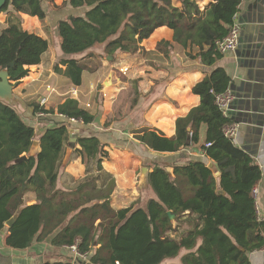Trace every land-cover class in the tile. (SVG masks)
<instances>
[{"label": "trees", "instance_id": "16d2710c", "mask_svg": "<svg viewBox=\"0 0 264 264\" xmlns=\"http://www.w3.org/2000/svg\"><path fill=\"white\" fill-rule=\"evenodd\" d=\"M49 1L7 0L0 10L7 15V26L0 31V68H8L14 85L29 74L30 66L42 62L50 46L48 39L23 28L19 12L45 21L51 13ZM214 1L201 9L196 0H181V6L173 0H69L71 8L86 9L82 15L55 19L59 52L70 57L61 58L54 70L80 86L87 67L79 55L98 45L109 55L136 52L161 26L173 29L174 39L161 41L158 48L176 43L190 58L214 66L222 57L216 43L227 35L242 0ZM63 4L64 0L54 1L57 7ZM229 84L227 71L215 67L194 85L201 103L178 118L174 137L147 128L137 132V139L152 150L177 152L198 145L206 156L205 161L187 164H155L148 176L153 195L146 210L133 206L116 210L111 205L115 180L102 166L109 152L95 135L78 136L75 144V156L82 158L88 174L69 189H59V178L66 174L60 165L65 144L70 143L71 124L48 111L60 121L44 116L56 123L37 136L16 107L0 98V235L5 234V244L23 250L49 238L58 247L79 240V250L90 252L92 264H164L179 257L181 264H250L248 253L264 248V220L258 216L253 195L262 170L248 153L234 149L225 134V127L233 122L216 99ZM30 105L36 113L43 109L40 100ZM57 112L85 124L95 119L73 97ZM204 125L206 139L200 144ZM35 138L40 141L39 153L30 155ZM209 159L220 171V184L208 167ZM168 167H173V175ZM30 200L35 202L29 204ZM168 211L177 218L170 219ZM184 216L193 225L185 235L171 237L183 226ZM13 217L8 227L6 222Z\"/></svg>", "mask_w": 264, "mask_h": 264}, {"label": "crops", "instance_id": "0c3cea01", "mask_svg": "<svg viewBox=\"0 0 264 264\" xmlns=\"http://www.w3.org/2000/svg\"><path fill=\"white\" fill-rule=\"evenodd\" d=\"M54 1L56 0L46 3L51 10L47 19L51 17L62 19L69 14L82 15L86 9L71 8L69 0H64V4L57 7ZM173 1L177 6H181V0ZM196 2L204 9L215 1ZM19 13L23 19L24 29L49 39V42L48 32L54 30L59 46L57 22L54 21V26H51L53 29L43 27L42 22L39 31L35 27L40 21L38 16ZM260 13L264 14V0H242L235 18L241 26L240 32L248 28L251 21ZM6 20L7 15L0 14V31L7 26ZM243 38L246 46L238 49L239 52L237 50L226 53L214 66H206L199 57L190 58L176 43L158 48L161 41L173 42L174 39V30L168 26H161L141 43L139 50L133 53L117 52L109 55L104 51L103 45L88 50L84 53L87 55L81 59L87 68L80 86L72 84L68 77L54 70L61 58L70 55L59 52L54 56L55 59H49L47 50L42 56V62L30 66L29 74L20 80L19 91L14 86L16 97L14 107L22 116L27 115L25 116L29 118L27 123L35 127L36 135L39 136L50 124L56 122L52 119L41 121L37 115L32 116L34 107L29 104L34 98L40 95L41 99L57 92L56 95L59 96H55L53 104L51 101L46 104L47 107L44 106L48 111H52L53 107L55 111L53 114L57 115L58 106L67 98L73 97V89L78 90L77 98H73L79 101L81 107L90 111L95 119L88 124L75 123L80 124L76 127L79 129L76 133L78 136H97L105 144V150L109 152L108 157L102 161V166L103 171L109 173L115 180L110 195L111 205L116 210L130 206L146 210L153 195L148 176L155 164L160 162H167L170 165L187 164L189 161H205L206 156L198 145L182 148L177 152L152 150L137 139V132L147 128L163 133L165 137H174L178 118L187 116L192 108L201 103V97L193 92L194 85L202 81L215 67L221 66L230 76L228 90L238 96L237 109L232 111L233 118L229 117L232 124L238 127L236 136L231 139L232 145L234 149L248 153L262 170V178L256 186L258 197L255 201L260 212L258 216L264 220V31L259 41L252 42L246 35ZM248 44L254 45L255 48L247 46ZM126 68L128 70L123 72L122 69ZM93 98L94 105L91 104ZM54 117L58 121L62 119ZM236 119H244V122L239 124ZM82 124L88 135L82 134L84 133L81 129ZM205 139L206 125L201 129L200 144L204 143ZM209 162L214 161L209 159L207 163ZM143 164H147L150 171L144 175L143 181H139L138 170L143 168ZM67 166V169H62L66 174L59 178V189H69L88 174L86 164L80 156L71 157ZM168 168L173 175V167ZM94 172L98 173L95 167ZM29 194L33 195L32 192ZM34 202L30 200L29 204ZM183 219L186 220L183 226L170 233L171 237L179 238L185 235L193 225L192 221L187 220V216ZM177 225L178 222L174 221V227ZM0 248L6 252V254L0 252V264H37L44 261H71L74 264L76 260L66 247L54 246L51 238L35 242L32 247L20 250L8 247L4 235L0 236ZM186 252L185 250L184 253ZM6 255H11V258L3 262L2 257ZM248 256L250 264H264V248L249 252ZM87 262L92 264L90 260ZM170 263L181 264L180 257L168 259L164 264Z\"/></svg>", "mask_w": 264, "mask_h": 264}, {"label": "water", "instance_id": "95a60500", "mask_svg": "<svg viewBox=\"0 0 264 264\" xmlns=\"http://www.w3.org/2000/svg\"><path fill=\"white\" fill-rule=\"evenodd\" d=\"M7 0H0V10L3 8V6L6 4ZM264 31V14L260 13L258 16H256V18L251 21L250 25L248 26V28L246 27L242 32H240V39H239V45L236 49V51L238 49H241L242 47L246 46L244 44V35L248 36L249 40L252 42L255 41H259V39L262 37ZM247 46L249 47H254V45L248 44ZM239 52V50H238ZM14 63H10L9 66H13ZM233 99H231V101L228 104V117L233 118L232 117V111L236 110V103L238 101V96L231 92ZM0 98L7 101L8 103H10L11 105H15L16 103V97L14 94V82L10 79V73L8 68H0ZM237 123L241 124L244 122V119H236L235 120ZM79 129L78 128H70L69 132H70V146H68L65 149V154L64 157L62 159L61 162V169H65L66 166L68 165L70 159H71V155H72V150L73 147L76 144L77 141V136H75V133L78 132ZM39 139L35 138L33 140L32 146L29 150V154L30 155H37L39 153ZM208 167L211 168L212 171H214L216 179L218 184H220V171L218 170V167L216 165V163L214 162H209L208 163ZM147 170H149L148 168H144L143 172L145 173V176L148 174ZM220 192L224 193L223 190H220ZM168 216L170 219H176L177 215L175 213H173L172 211H168ZM15 221V217L11 218L10 220H8L6 222V225L8 227H11L13 225ZM74 264H89L86 260H82L77 258L74 262Z\"/></svg>", "mask_w": 264, "mask_h": 264}, {"label": "built area", "instance_id": "2783aa9c", "mask_svg": "<svg viewBox=\"0 0 264 264\" xmlns=\"http://www.w3.org/2000/svg\"><path fill=\"white\" fill-rule=\"evenodd\" d=\"M235 18H236V14L234 15V21H233L232 25L230 26L227 35L223 39L217 41V43H216L217 44V50L222 55L229 53V52L236 51V49L239 45L241 26ZM127 70H128V68H126L125 70L122 69L123 72H126ZM72 96L77 98L78 90L73 89L72 90ZM48 97L45 96V97H42L40 99V104L43 107V109H41L37 112L38 118H41L44 116H52V113L45 111L46 108L44 107L49 100ZM231 99H232V93L229 90H227L224 93L218 94L217 99H216L218 106L223 111L224 115L227 117H228V112H227L228 104L231 101ZM57 115L59 117H61L62 119L69 121V123H80V124L84 123L82 119L69 117V116L63 115V114H57ZM237 129H238V127L236 125H233V124L227 125L225 127L226 136H228L231 139L234 138L236 136ZM253 195H254V198L256 200L258 197V189L256 187L253 191ZM256 206H257V204H256ZM257 213H258V215L260 214L258 206H257ZM78 244H79V240H76V242L74 244L68 245V246H66V248L73 254L75 259L79 258V259L86 260V261L89 260V255H90L89 253L90 252L89 251H86V252L80 251L78 248ZM116 264H120V263L117 262Z\"/></svg>", "mask_w": 264, "mask_h": 264}, {"label": "rangeland", "instance_id": "374dc122", "mask_svg": "<svg viewBox=\"0 0 264 264\" xmlns=\"http://www.w3.org/2000/svg\"><path fill=\"white\" fill-rule=\"evenodd\" d=\"M0 14H3V13H0ZM51 20V21H50ZM54 21H55V19H52V17L51 18H49V19H47L46 18V20L45 21H39L38 22V24H37V26H35L36 27V29L37 30H39V31H41V28H42V22H43V27H47V28H52L51 26L53 25L54 26ZM6 24H7V22H6ZM23 28H24V26H23ZM53 29V28H52ZM48 34H49V38H50V46H49V48H48V50H49V53H48V57H49V59H55V55H57V54H59V49H60V47L58 46V38H57V36H56V32L54 31V30H50L49 32H48ZM49 40V39H48ZM87 54H85L84 55V53L83 54H81V55H79L78 57L80 58V60L81 59H83L85 56H86ZM14 82V81H13ZM15 86V89L17 90V91H19V88H18V84L17 85H14ZM132 87H134V84H132ZM57 94V92H54V94H52V95H48L49 97V100H48V102L47 103H50L51 101H52V104H53V102H54V100L56 99L55 98V96H59V94L58 95H56ZM36 101H38V100H40V95H38V96H36L35 98H34ZM93 101H94V98H93V100H92V105H94L95 103H93ZM96 103L98 104V98L96 99ZM30 105V104H29ZM42 107V106H41ZM45 107H47L46 105H45ZM52 107V106H51ZM88 107V106H87ZM52 110H53V107L51 108ZM39 111V110H38ZM37 111V112H38ZM45 111H48L47 109L45 110ZM50 113H52V112H50ZM29 115V114H28ZM37 115V113L35 112V109L33 110V112H32V116L34 117V116H36ZM25 116H27V115H23L22 117L24 118V120H26V122H28V120H29V118H27V117H25ZM46 117H48V116H46ZM39 120H48V119H46L45 117H41V118H38ZM45 122V121H44ZM85 124V123H84ZM52 125H54V124H50V126H52ZM78 125H80V124H75V123H73L72 125H70V128H76V127H79ZM82 130H84V133L82 132V134L83 135H88V133H87V131H85V127H83V124H82V128H81ZM80 133H81V131H80ZM77 134V136L79 135L78 133H76ZM68 146H70V143L68 144H66V148L68 147ZM75 151H76V148H75V146L73 147V150H72V155H71V157L73 156V157H76L75 156ZM143 166V168H148L149 170H147V173L150 171V168L148 167V165L147 164H143L142 165ZM68 167V166H67ZM67 167H66V169H67ZM60 168H61V165H60ZM143 168L141 167V168H139V170H138V173L140 174V177H139V181H143L144 180V175H145V173L143 172L142 173V170H143ZM81 180H83V179H81ZM81 180H79V181H81ZM79 181H77V182H79ZM77 182H75V183H77ZM74 183V184H75ZM5 234L3 233L2 235H0V236H4ZM0 252H4V254H6V252L5 251H3L1 248H0ZM3 258V262H6L7 261V258H11V255H9V256H3L2 257ZM174 260V259H173Z\"/></svg>", "mask_w": 264, "mask_h": 264}, {"label": "clouds", "instance_id": "9594fccd", "mask_svg": "<svg viewBox=\"0 0 264 264\" xmlns=\"http://www.w3.org/2000/svg\"><path fill=\"white\" fill-rule=\"evenodd\" d=\"M68 123V122H67Z\"/></svg>", "mask_w": 264, "mask_h": 264}]
</instances>
